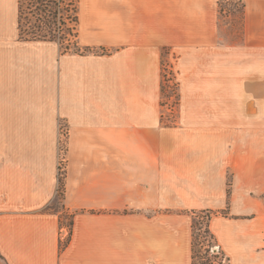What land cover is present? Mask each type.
Masks as SVG:
<instances>
[{"label": "crops", "instance_id": "crops-1", "mask_svg": "<svg viewBox=\"0 0 264 264\" xmlns=\"http://www.w3.org/2000/svg\"><path fill=\"white\" fill-rule=\"evenodd\" d=\"M219 1L79 0L78 42L105 52L64 53L21 40L19 0H0V140L30 138V123L53 138L63 121L74 214L61 250L56 150L0 145V264H192L193 210L230 198L232 218L264 213L247 193L264 194V0H244L237 40ZM166 48L177 125L164 121ZM234 235L224 251L249 264L255 246Z\"/></svg>", "mask_w": 264, "mask_h": 264}, {"label": "rangeland", "instance_id": "rangeland-1", "mask_svg": "<svg viewBox=\"0 0 264 264\" xmlns=\"http://www.w3.org/2000/svg\"><path fill=\"white\" fill-rule=\"evenodd\" d=\"M219 6L225 9L224 13H220L219 11V20L222 26L224 34L230 39H240L242 36V28H243V18L240 13H238L237 8L238 2L237 0H220ZM240 4V3H239ZM96 51L102 53L104 52L102 49H95ZM165 52V51H164ZM177 55L170 53L167 55L165 60L166 67V80L169 85L173 88H176L175 84H180V80L178 78V71L176 68ZM180 85L176 88L178 93L173 94L172 96L163 95V106H164V121L170 125H177L179 110L181 105V94H180ZM172 90L169 88L166 94H172ZM171 92V93H170ZM178 101V103H177ZM22 125V124H21ZM60 125V127H59ZM25 126H29L30 128V138H14V139H2L0 140V145H14V146H30V147H39L43 146L47 149L54 148L56 150V155L58 156L59 164V175L64 173L65 171H60V168L65 167L66 153L68 148V129L66 124L63 121L57 123L55 131V137H50L49 134H53L51 124L48 125V130L46 134L48 137L46 138H38L35 137L36 134H39L37 131L40 129V124L38 123H30L25 124ZM50 128V129H49ZM60 129V131H59ZM17 134V128H16ZM50 152V151H48ZM62 164V165H61ZM62 169V170H63ZM61 172V173H60ZM226 191L227 189L232 190L233 185L235 183L234 171L232 169L226 171ZM238 181V180H237ZM59 188V187H58ZM247 193L251 194V197L255 199L256 207H259L261 210L263 207L264 210V194H258L256 191H252L251 193L247 191ZM230 197V195H228ZM230 202V198H229ZM228 201L223 202L222 205L220 203H215L214 207L209 209L213 210L212 220H211V229L214 232L216 239L213 242V246L218 245L220 249L224 251L222 246L228 245L233 241L235 244L240 242V239L235 236V232L239 230V232L243 231L247 233V235L242 236V242H250L252 246H255L254 257L250 258L249 264H264V213H248L246 216L242 217H234L232 218L230 214V209L228 207ZM52 208L56 210H60L62 212V219L65 225L69 226V216L63 205V199L60 197L59 193L51 205ZM227 213V214H226ZM192 221L194 219L193 213ZM196 221H199L196 218ZM202 219L198 222V227H202ZM204 228V226H203ZM222 230V233L219 231ZM193 233V229H192ZM234 233V234H233ZM227 236V238H226ZM202 237L198 239L201 241ZM225 252V251H224ZM227 257L231 258L229 264H244V259L236 260L231 257L230 252L226 251ZM202 250L199 252L198 259H196L197 264L202 262ZM246 262V261H245Z\"/></svg>", "mask_w": 264, "mask_h": 264}, {"label": "trees", "instance_id": "trees-1", "mask_svg": "<svg viewBox=\"0 0 264 264\" xmlns=\"http://www.w3.org/2000/svg\"><path fill=\"white\" fill-rule=\"evenodd\" d=\"M238 13L244 16L245 3L244 0H237ZM240 3V4H239ZM220 13H224L225 9L219 6ZM79 36V0H19V38L27 41H56L58 42L63 52L86 53L89 51L97 52L88 46H81L78 42ZM104 52L105 50L102 49ZM169 49L166 48L164 58H167ZM166 67L165 60L162 61V94L165 96H172L178 88V83L173 88L166 80ZM171 89L172 94H166L168 89ZM170 92V93H171ZM178 103V101H177ZM162 104L164 102L162 101ZM60 171H65V168ZM61 173V172H60ZM58 193L62 199L65 197V172L59 175V188ZM229 207V205H228ZM60 211V210H58ZM67 211V210H66ZM68 212V211H67ZM193 241H192V264H197L199 252L202 250V262L198 264H229L230 258L226 253L219 249V251H212L216 242L214 232L211 229L212 214L211 209L193 210ZM227 214V213H226ZM69 226L74 225V214L68 212ZM61 223L64 224L62 219V212L60 215ZM202 219V227H198V222ZM204 226V228H203ZM202 237L201 241H198ZM61 241L60 249H64L70 242Z\"/></svg>", "mask_w": 264, "mask_h": 264}, {"label": "built area", "instance_id": "built-area-1", "mask_svg": "<svg viewBox=\"0 0 264 264\" xmlns=\"http://www.w3.org/2000/svg\"><path fill=\"white\" fill-rule=\"evenodd\" d=\"M70 236H71V227L70 226H66L65 229H63V231H62L61 241H63V242L67 241ZM219 249H220V246L215 245L212 251L217 252V251H219Z\"/></svg>", "mask_w": 264, "mask_h": 264}]
</instances>
